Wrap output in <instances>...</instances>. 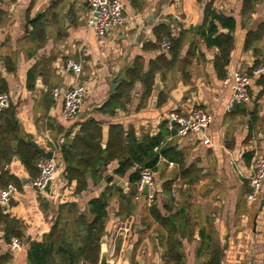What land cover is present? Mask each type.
I'll return each mask as SVG.
<instances>
[{"label": "crops", "instance_id": "obj_1", "mask_svg": "<svg viewBox=\"0 0 264 264\" xmlns=\"http://www.w3.org/2000/svg\"><path fill=\"white\" fill-rule=\"evenodd\" d=\"M51 1H0V8L6 12L0 27V76L8 85L6 93L11 97L10 104L16 106L20 125L42 146L53 150L55 159L58 147L72 139L80 129L81 121L89 116L103 121L105 139L112 123H120L125 129L132 128L137 136H141L143 133L157 134L161 123L168 120L173 111L186 113L192 107H200L213 116L205 139L193 134L181 136L176 124H168V128H175L176 133L168 136L164 143L173 141L183 152V166L192 167L183 178L180 162L161 157L154 170L160 189L153 204L164 218H170L180 209L175 225L158 222L150 210L153 204L149 205L145 195L135 197L133 213L124 216L118 214L120 201L115 197L108 207L101 252L106 249L114 264H125L126 259L128 264H166L163 258L165 243L174 236L181 242L184 264H204L217 252L220 253V264H264V193L255 202L246 198L254 159L264 155V87L258 84L259 77L254 78L249 89L250 100L243 103L244 106L228 110L226 105L232 88L224 83L229 70L251 73L252 68L264 59V33L252 48L245 47L248 31L264 25V0L257 2L254 11L247 15L242 13L243 0H212L217 13L236 19L234 46L223 78L214 70L218 48H208L200 40L189 68V83L183 81L180 68L167 71L165 77L158 73L155 88L147 99L142 97V84L138 82L127 107L117 109L114 115L100 113L95 108L113 93L114 81L119 86V77L125 68L138 56L144 58L147 68L149 61L168 52L162 44L158 48H144L146 43L157 42L155 27L165 24L171 28L173 36H178L181 30L199 26L211 0H144L141 8L134 7L131 0H121L126 20L103 38L97 37L89 25L91 8L87 1L66 0L62 19L50 27L46 42L34 57H30L29 44L24 41L32 30L28 9L30 18H34ZM223 31L228 32L227 29ZM189 46L190 41L185 44L183 55ZM8 55L13 58L14 70L7 69ZM69 58L83 63L82 82L87 87V96L72 121L62 116V99L52 95L54 87L65 91L74 84L73 74L65 67ZM32 67L35 78L28 79ZM162 92L165 97L160 103ZM244 107L249 111L257 107L258 116L253 118L251 112L245 113ZM56 161L60 166L59 178L51 190L43 193L31 186L34 179L20 160L14 159L10 165L11 172L23 182L20 186L14 183L16 191L8 205L2 208L4 213L25 220L27 226L24 236L20 237L24 247L18 251L9 247L10 241L5 240L4 231L0 229V252L11 257L7 264H26L27 239L40 238L54 219L57 197L64 185L63 165ZM118 165L117 159L108 165L101 183L95 185L89 180L88 188L78 197L82 211L108 184L124 180L129 189L127 176L113 180ZM109 177H112L110 182L107 181ZM166 181H172L173 202L163 191Z\"/></svg>", "mask_w": 264, "mask_h": 264}, {"label": "trees", "instance_id": "obj_2", "mask_svg": "<svg viewBox=\"0 0 264 264\" xmlns=\"http://www.w3.org/2000/svg\"><path fill=\"white\" fill-rule=\"evenodd\" d=\"M1 1V0H0ZM34 0H32L33 3ZM261 0H243L242 13L244 15L253 12L256 3ZM132 5L141 8L144 0H131ZM211 0L205 8V18L201 25L188 30H181L178 36H173L171 28L165 24L155 27L157 36L156 43H146L144 48H158L164 37L171 40L170 50L162 53L155 59L149 61L145 68L142 56L135 58L120 75V84L115 92L95 111L106 115H114L117 109H125L131 101L132 91L136 83L142 84V97L147 99L155 88L158 73L165 77L167 71L180 68L182 79L185 83L191 80L189 70L196 57L200 46V40L206 43L208 48L217 47L218 53L214 58V70L218 77L223 78L226 67L230 62V53L234 46V31L236 19L213 9ZM66 0H52L50 5L36 17L30 18L28 9V20L32 30L26 34L24 41L29 44L28 55L34 57L37 50L46 42L49 29L62 19ZM6 19V12L0 8V27ZM227 29L228 32L223 31ZM264 33L262 24L256 30L248 31L245 39V47L252 48L256 40L261 39ZM190 41V46L185 53L182 50ZM258 64V63H257ZM8 70L15 69L13 58H6ZM34 67L30 69L28 79H34ZM258 84L264 87V74L260 75ZM8 92V85L0 76V93ZM47 96L51 95L50 93ZM164 93L159 94V102L164 101ZM237 106H244L238 104ZM245 108V107H244ZM245 113L258 116V108L253 111L244 109ZM16 106L10 104L0 111V186H7L13 182L20 186L22 180L10 170L14 159L20 160L27 170L31 179L39 175L37 162L43 156L27 142L20 122L17 120ZM103 121L89 116L81 121V127L76 135L58 147L56 159L62 163L61 172L64 185L61 194L57 197L56 214L49 229L40 238L29 237L28 261L26 264H97L100 258L101 241L106 232L108 221V207L113 198L120 201L118 214L129 215L134 211L133 200L137 194V182L140 177L139 166L157 169L161 157L168 160L180 162L183 171L189 173L191 166L185 167L183 152L178 150L173 141L164 143L176 129L168 128V120L160 125V130L155 135L143 133L137 136L134 129L125 127L120 123H112L109 127L108 136L105 139L102 127ZM119 161L114 174L118 177H126L129 189L118 185L117 182L108 184L99 196L90 199L86 208L82 211L78 197L88 188L89 180L95 185L104 179V171L114 161ZM172 181L164 183L163 191L168 195L169 201H174L171 188ZM154 218L162 223L175 225V220L181 213L177 211L170 218L161 216L158 208L153 204L150 208ZM27 226L25 220L4 213L0 205V229L4 231V238L10 241L12 237H23ZM163 258L166 264H184V252L181 250V242L174 236H170L165 243ZM11 257L8 253L0 252V264H7ZM204 264H220V253H215L211 259Z\"/></svg>", "mask_w": 264, "mask_h": 264}, {"label": "built area", "instance_id": "obj_3", "mask_svg": "<svg viewBox=\"0 0 264 264\" xmlns=\"http://www.w3.org/2000/svg\"><path fill=\"white\" fill-rule=\"evenodd\" d=\"M91 8L90 27L94 30L97 37H106L119 26L123 25L126 18L123 13L121 0H86ZM162 48L170 50L171 40L164 37ZM65 67L74 76V84L62 91L59 87L52 89L54 98L62 99V116L68 121H72L78 115L81 105L87 96V87L82 82L83 63L74 58L65 61ZM264 74V59L252 68L251 73L239 70H229L224 78L226 85H231L232 93L227 103V109L231 110L235 105L247 103L250 100L249 89L254 78ZM11 103L9 93H0V111L7 108ZM213 116L211 112L200 108L192 107L186 113L173 111L168 117V124L172 126L175 122L177 133L181 136L193 134L199 139H205L206 130L212 123ZM172 164V163H171ZM39 175L31 181V186L39 193L46 192L45 187L51 181V190L59 178L60 166L56 159L42 158L38 162ZM140 177L137 182L136 198L145 195L149 205H152L160 189L156 180L155 171L151 167L140 165ZM145 186H148L147 193L144 192ZM249 191L247 200L249 202L257 201L264 193V155H259L254 159V172L250 177ZM16 186L13 182L7 186H0V205L7 206ZM9 247L13 251L23 249L24 240L20 237H13L9 242ZM114 251V246L112 247Z\"/></svg>", "mask_w": 264, "mask_h": 264}, {"label": "water", "instance_id": "obj_4", "mask_svg": "<svg viewBox=\"0 0 264 264\" xmlns=\"http://www.w3.org/2000/svg\"><path fill=\"white\" fill-rule=\"evenodd\" d=\"M118 86V83L117 81H114V83L112 84L111 86V90L113 92L116 91V88ZM173 124H175V122H173ZM21 129H22V132L27 140V142L29 144H31L37 152H39L43 157L45 158H53L54 157V151L51 150V149H46L44 146H42L39 142H37L32 136L31 134L25 129V127L21 124ZM112 180V177H109L107 179V181H111ZM50 185H51V181H49L45 187V190L48 191L50 189ZM118 185L120 186H125L126 187V184H125V181L124 180H121L119 181ZM128 188L126 187V190ZM148 191V186H145L144 188V192L147 193ZM99 264H114V260L110 259L109 256H108V251L106 249H103L102 252H101V256H100V260H99ZM125 264H128V259H126L125 261Z\"/></svg>", "mask_w": 264, "mask_h": 264}, {"label": "rangeland", "instance_id": "obj_5", "mask_svg": "<svg viewBox=\"0 0 264 264\" xmlns=\"http://www.w3.org/2000/svg\"><path fill=\"white\" fill-rule=\"evenodd\" d=\"M113 180H115V181L119 180V177L117 175L115 176L114 173H113Z\"/></svg>", "mask_w": 264, "mask_h": 264}]
</instances>
